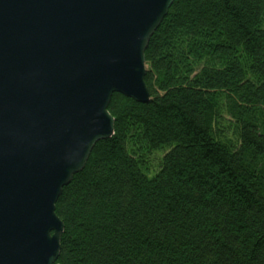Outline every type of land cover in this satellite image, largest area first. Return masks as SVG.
Returning a JSON list of instances; mask_svg holds the SVG:
<instances>
[{
    "label": "trees",
    "instance_id": "trees-1",
    "mask_svg": "<svg viewBox=\"0 0 264 264\" xmlns=\"http://www.w3.org/2000/svg\"><path fill=\"white\" fill-rule=\"evenodd\" d=\"M144 55L150 101L112 95L55 264H264V0H174Z\"/></svg>",
    "mask_w": 264,
    "mask_h": 264
},
{
    "label": "water",
    "instance_id": "water-1",
    "mask_svg": "<svg viewBox=\"0 0 264 264\" xmlns=\"http://www.w3.org/2000/svg\"><path fill=\"white\" fill-rule=\"evenodd\" d=\"M174 0H0V264H55V204L113 94L145 104V50Z\"/></svg>",
    "mask_w": 264,
    "mask_h": 264
},
{
    "label": "rangeland",
    "instance_id": "rangeland-1",
    "mask_svg": "<svg viewBox=\"0 0 264 264\" xmlns=\"http://www.w3.org/2000/svg\"><path fill=\"white\" fill-rule=\"evenodd\" d=\"M147 69V66H146ZM226 135L229 138L233 139V131L226 130L225 131ZM163 150L160 151H154V152H142L140 155H136V157L139 158V156H144L145 155V160H146V165H147V170H144V173L150 178L155 175V173L158 171L159 167V160L163 156Z\"/></svg>",
    "mask_w": 264,
    "mask_h": 264
}]
</instances>
